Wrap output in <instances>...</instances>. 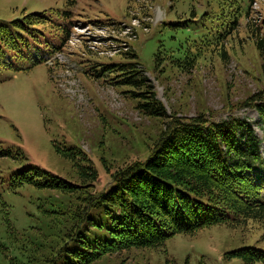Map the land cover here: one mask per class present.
<instances>
[{"label":"rangeland","instance_id":"1","mask_svg":"<svg viewBox=\"0 0 264 264\" xmlns=\"http://www.w3.org/2000/svg\"><path fill=\"white\" fill-rule=\"evenodd\" d=\"M241 2L244 14L236 31L212 45L195 65L184 67L170 54L195 50L203 35L213 38L223 31L229 21L222 0H0V19L45 8L72 15L65 48L35 52L53 65L27 59L16 69L0 63V264H46L65 234L64 223L46 217L40 206L64 204L66 196L32 183L18 184L16 171L38 165L80 182L74 162L57 152L60 143L84 151L86 162L81 163L98 172L92 189L106 191L113 184L112 173L147 157L165 127L164 120L139 109L130 87L113 84L115 74L103 72L101 64L139 61L168 113H205L214 121L246 118L264 139L258 111L245 102L264 92V49L256 44L264 38V0L248 18L250 0ZM251 20L260 33L248 30ZM48 35V41L61 43L57 29H49ZM161 45L171 53L156 64ZM126 51L137 57L126 58ZM8 220L16 229L14 238ZM247 245L264 249V225L252 220L238 227L214 225L177 234L157 248L106 254L92 264H244L224 253Z\"/></svg>","mask_w":264,"mask_h":264},{"label":"trees","instance_id":"2","mask_svg":"<svg viewBox=\"0 0 264 264\" xmlns=\"http://www.w3.org/2000/svg\"><path fill=\"white\" fill-rule=\"evenodd\" d=\"M221 10L229 21L227 26L223 24V31L218 30L213 38L210 33L203 35L197 49L177 57L161 45L156 64L170 52L177 66H193L212 45L236 31L244 14L241 0H222ZM245 15H251L250 6ZM71 18L66 9L45 8L12 20L0 19V63L17 69L24 60L37 62L33 59L36 51L62 49L71 37ZM247 26L250 32L260 33L256 22L248 21ZM53 28L61 33L59 44L48 41V30ZM256 44L263 50L264 38ZM125 54L126 58L136 57L132 51ZM101 65L103 72L115 74L113 84L130 87L139 109L164 120L165 127L147 157L112 173L113 184L106 191L92 189L98 172L90 163H81L86 162L84 151L60 143L57 152L74 162L80 182L37 165L15 172L18 184L32 183L66 196L64 204L40 206L46 217L65 225L62 241L46 257V264H92L106 254L157 248L177 234H192L214 225L238 227L249 220L264 225V139L250 121L238 116L214 121L205 113L191 117L170 114L139 62ZM245 102L258 111L264 123V92ZM17 149L24 157L23 150ZM80 156L81 161L77 160ZM8 222L14 238L16 229ZM224 257L254 264L264 262V249L241 246L226 251Z\"/></svg>","mask_w":264,"mask_h":264}]
</instances>
